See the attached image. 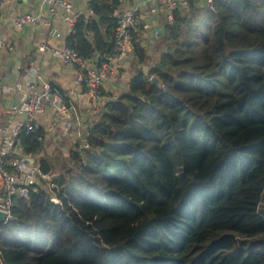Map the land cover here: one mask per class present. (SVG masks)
Wrapping results in <instances>:
<instances>
[{
	"label": "trees",
	"instance_id": "obj_1",
	"mask_svg": "<svg viewBox=\"0 0 264 264\" xmlns=\"http://www.w3.org/2000/svg\"><path fill=\"white\" fill-rule=\"evenodd\" d=\"M108 1L66 39L83 60L111 51ZM204 7L175 10L146 72L132 33L139 66L57 167L62 203L41 186L15 200L0 264H264V0ZM43 134L21 132L29 156Z\"/></svg>",
	"mask_w": 264,
	"mask_h": 264
},
{
	"label": "crops",
	"instance_id": "obj_2",
	"mask_svg": "<svg viewBox=\"0 0 264 264\" xmlns=\"http://www.w3.org/2000/svg\"><path fill=\"white\" fill-rule=\"evenodd\" d=\"M67 1L71 4V12L77 14L78 18L95 16L90 9L91 0ZM176 1L177 13L181 16L192 9L201 14L205 9L204 0ZM106 2L110 5L108 0ZM131 7L138 9L139 22L135 34L146 53V63L140 65L146 72L162 51L167 23L163 11L150 0H118L113 14L117 18ZM21 14H39L46 22L38 20L19 26L14 22V18ZM71 29L64 12L59 10L54 18H51L47 8L42 5V0H3L0 7V36L12 46V50L0 48V122L3 121L4 109L25 97V82L34 75L58 90L65 97L73 114V128L70 132L63 129L60 120L53 117L51 110L46 109L36 115V124L44 132L41 151L33 155L39 164L42 157H53V146L60 142L61 138H66L69 146L74 141L84 139L87 130L104 112L105 103L110 96L127 89L130 78L139 66L131 48L121 67L104 80L99 100L92 101L85 87L75 81L79 65L66 66L61 58L38 50L40 43L63 47ZM97 59L95 53L85 60V63L91 65L97 62Z\"/></svg>",
	"mask_w": 264,
	"mask_h": 264
},
{
	"label": "built area",
	"instance_id": "obj_3",
	"mask_svg": "<svg viewBox=\"0 0 264 264\" xmlns=\"http://www.w3.org/2000/svg\"><path fill=\"white\" fill-rule=\"evenodd\" d=\"M163 11L165 21H174L177 9L176 0H150ZM3 0H0V7ZM51 18L62 10L65 19L71 27L78 19L71 12V4L67 0H42ZM204 6L213 9V0H204ZM155 9H152L154 11ZM41 20L39 14H21L14 18L19 25L32 24ZM138 9L131 7L117 17L114 29L112 48L109 53L101 56L94 64H86L78 52L67 43L61 47H52L40 43L38 50L61 58L66 66L79 65L75 81L85 87L92 101H98L102 84L107 76L118 70L132 48V33L138 29ZM156 34V33H155ZM157 35V34H156ZM155 35V36H156ZM12 50V46L0 36V48ZM25 97L20 102L11 103L4 111L3 121L0 122V211L4 213V222L13 219L12 208L17 199H28L41 186L50 193L51 201L61 204L56 196L57 173H44L34 156H29L20 140L21 132H29L38 128L36 115L51 110L53 117L60 120L63 129L70 132L73 128L72 111L65 97L51 85L34 75L25 82Z\"/></svg>",
	"mask_w": 264,
	"mask_h": 264
},
{
	"label": "rangeland",
	"instance_id": "obj_4",
	"mask_svg": "<svg viewBox=\"0 0 264 264\" xmlns=\"http://www.w3.org/2000/svg\"><path fill=\"white\" fill-rule=\"evenodd\" d=\"M61 138V136H60ZM65 139H60V142H57L54 146H53V157L55 156L57 158V164L56 167L53 169L54 171L52 173H59L58 172V168L60 164L66 162V158L69 155V144H67V142L65 141ZM77 140V139H76ZM83 140V139H82ZM71 142H73V140H71ZM75 142V141H74ZM54 163V162H53ZM57 170V171H56ZM56 171V172H55ZM264 202V201H263Z\"/></svg>",
	"mask_w": 264,
	"mask_h": 264
},
{
	"label": "water",
	"instance_id": "obj_5",
	"mask_svg": "<svg viewBox=\"0 0 264 264\" xmlns=\"http://www.w3.org/2000/svg\"><path fill=\"white\" fill-rule=\"evenodd\" d=\"M159 67H161V66L159 65ZM151 81H152L153 83H158L159 80H158L157 77L152 76V77H151ZM82 142L85 143V140L83 139ZM3 222H4V213L0 211V225H1Z\"/></svg>",
	"mask_w": 264,
	"mask_h": 264
}]
</instances>
